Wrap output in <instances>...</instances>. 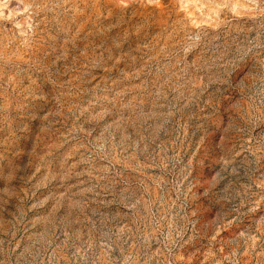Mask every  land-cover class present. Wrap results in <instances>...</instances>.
<instances>
[{
    "label": "rangeland",
    "instance_id": "rangeland-1",
    "mask_svg": "<svg viewBox=\"0 0 264 264\" xmlns=\"http://www.w3.org/2000/svg\"><path fill=\"white\" fill-rule=\"evenodd\" d=\"M0 264H264V0H0Z\"/></svg>",
    "mask_w": 264,
    "mask_h": 264
}]
</instances>
